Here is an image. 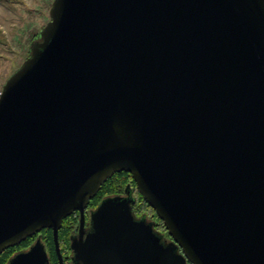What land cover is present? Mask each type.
I'll return each mask as SVG.
<instances>
[{
	"label": "water",
	"instance_id": "obj_1",
	"mask_svg": "<svg viewBox=\"0 0 264 264\" xmlns=\"http://www.w3.org/2000/svg\"><path fill=\"white\" fill-rule=\"evenodd\" d=\"M49 16L0 94V253L51 229L63 264L78 210V264H264V0H53ZM122 171L172 242L135 219L129 185L84 237ZM49 263L41 234L7 262Z\"/></svg>",
	"mask_w": 264,
	"mask_h": 264
},
{
	"label": "rangeland",
	"instance_id": "obj_2",
	"mask_svg": "<svg viewBox=\"0 0 264 264\" xmlns=\"http://www.w3.org/2000/svg\"><path fill=\"white\" fill-rule=\"evenodd\" d=\"M52 2L0 0V94L8 78L29 57L34 41L40 39L42 27L50 20ZM59 243L64 251L68 241L61 233ZM49 254L50 260L58 264L55 247Z\"/></svg>",
	"mask_w": 264,
	"mask_h": 264
},
{
	"label": "flooded vegetation",
	"instance_id": "obj_3",
	"mask_svg": "<svg viewBox=\"0 0 264 264\" xmlns=\"http://www.w3.org/2000/svg\"><path fill=\"white\" fill-rule=\"evenodd\" d=\"M129 188L132 190L133 197L135 199V202L132 204V212H133L135 219L142 220L145 222V224L151 225L153 227L154 232L161 237L162 243L168 244V243L172 242L173 238L168 234V230H167L166 226L162 223V221L159 220L158 217L154 216V213H151L149 208L144 203H138L137 202V200L139 198L138 194H140V193L137 190V187H134V182L132 180H130ZM118 194L125 195V193L123 191L119 192ZM96 197H97V195L95 197H93L91 200H89L86 204V208L84 211V227L82 229V233L84 234V237L92 229L91 216H92V213L97 209V207L100 203L99 202V203L95 204V198ZM68 218H70L71 221H73V223L71 225H68V227H69L68 243H67V246H65L64 251H62L63 249L60 246V250L62 249L61 253L63 256V264H78V262L74 259V252L71 248V243H72L73 238L79 237V234H80L79 224H80V219H81V213L78 210L73 211L72 214L68 216ZM41 232L37 233L31 237H28L27 239H25L24 241H22L21 243H19L17 245L8 247L2 253H0V256L5 252H7V254L9 255L4 264H7L9 258L11 256H13L15 253H17L18 251L29 248L35 242L37 236L39 234L42 235ZM30 239L32 241L29 243V245L24 247L23 244L26 243ZM178 251L181 252V249L178 248ZM56 255H57V253H56ZM49 257H50V254H49ZM57 260H58V257H57ZM49 264H54V263L50 260ZM58 264H59V262H58Z\"/></svg>",
	"mask_w": 264,
	"mask_h": 264
},
{
	"label": "trees",
	"instance_id": "obj_4",
	"mask_svg": "<svg viewBox=\"0 0 264 264\" xmlns=\"http://www.w3.org/2000/svg\"><path fill=\"white\" fill-rule=\"evenodd\" d=\"M130 180H132L134 182V180L132 179V176L128 172L122 171V172L115 173L111 178H109L102 185V188L97 193V197L95 198V204L99 203L106 196L115 195V194H118L119 192H122V191L124 192L127 185H129ZM134 187H136L135 182H134ZM138 195H139V198H138L137 202L138 203H144L149 208L150 212L154 213V216L158 217L155 210L147 203V201H145L140 194H138ZM159 220H161V219L159 218ZM72 223H73V221H71V219L67 217L63 221L62 227L59 230V233L66 236L67 241H68V232H69L68 225H71ZM162 223L164 224L163 221H162ZM41 233H42V239L46 245L47 251L50 253V251H53V249L55 247L52 230L51 229H44V230H42ZM31 241L32 240L30 239L26 243H24L23 244L24 247L28 246ZM8 256L9 255L7 254V252L3 253L0 256V264H4L6 262Z\"/></svg>",
	"mask_w": 264,
	"mask_h": 264
}]
</instances>
